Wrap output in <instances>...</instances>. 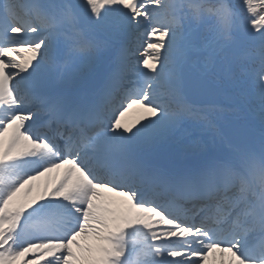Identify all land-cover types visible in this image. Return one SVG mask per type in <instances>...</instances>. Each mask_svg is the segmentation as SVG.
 <instances>
[{
	"label": "snow or ice",
	"instance_id": "snow-or-ice-1",
	"mask_svg": "<svg viewBox=\"0 0 264 264\" xmlns=\"http://www.w3.org/2000/svg\"><path fill=\"white\" fill-rule=\"evenodd\" d=\"M215 252L264 264V0H0V264Z\"/></svg>",
	"mask_w": 264,
	"mask_h": 264
},
{
	"label": "rangeland",
	"instance_id": "rangeland-1",
	"mask_svg": "<svg viewBox=\"0 0 264 264\" xmlns=\"http://www.w3.org/2000/svg\"><path fill=\"white\" fill-rule=\"evenodd\" d=\"M27 54H29L28 52H23V53H21V55L22 56H26ZM136 115H137V110H133L132 112H130L129 113V115H128V117H126V119L127 120H133V119H135V117H136ZM62 171V170H61ZM60 175V172L59 171H57V172H52V173H49L48 175H47V177L44 179L45 180V182H40V179L39 180H37V181H34L33 182V185L35 186V189H36V192H34V196L39 192V191H41L42 189H43V187H44V185L45 184H47L48 183V181H55V179L58 177ZM43 178V177H42ZM48 180V181H47ZM115 196H114V200H115V203H116V194H114ZM23 198H24V194L23 193H21V196L18 198L19 200H23ZM79 239V242H80V244L83 246V247H89V246H91V247H95L96 246V240H95V238L94 237H92V236H88V237H80V238H78ZM74 251H77L78 253L80 252V250L79 249H75L74 248Z\"/></svg>",
	"mask_w": 264,
	"mask_h": 264
}]
</instances>
